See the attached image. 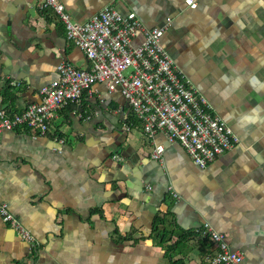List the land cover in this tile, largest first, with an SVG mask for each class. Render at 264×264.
Masks as SVG:
<instances>
[{
	"label": "crops",
	"instance_id": "crops-1",
	"mask_svg": "<svg viewBox=\"0 0 264 264\" xmlns=\"http://www.w3.org/2000/svg\"><path fill=\"white\" fill-rule=\"evenodd\" d=\"M192 1L58 0L78 23L111 6L147 28L167 26L161 46L239 143L200 168L163 134L127 130L129 106L105 84L60 110L49 136L3 131L0 204L36 247L0 217V264H211L209 240L179 239L205 222L241 264H264V0ZM41 3L0 0V109L12 114L40 102L60 63L90 67Z\"/></svg>",
	"mask_w": 264,
	"mask_h": 264
},
{
	"label": "built area",
	"instance_id": "built-area-1",
	"mask_svg": "<svg viewBox=\"0 0 264 264\" xmlns=\"http://www.w3.org/2000/svg\"><path fill=\"white\" fill-rule=\"evenodd\" d=\"M187 3L191 7L196 5L192 0ZM40 9L53 12L67 41L80 48L90 67L81 70L60 63L57 79L39 89L40 102L29 104L17 114L0 109V133L34 131L49 136L60 110L80 104L85 92L91 94L95 85L105 84L108 92H118L129 106L132 118L127 130L139 126L150 141L157 133L163 134L170 145H180L200 168L239 143L161 46L167 26L147 28L135 13L123 16L111 6L103 7L83 23L74 22L58 0H42ZM138 34L143 42L135 47L132 42ZM52 138L56 144L65 143L59 133L53 132ZM163 153L164 147L155 145L151 158L163 165ZM0 217L36 247L29 231L2 204ZM197 233L213 246L208 262L241 264L242 255L233 251L225 235L210 224L205 222Z\"/></svg>",
	"mask_w": 264,
	"mask_h": 264
},
{
	"label": "trees",
	"instance_id": "trees-1",
	"mask_svg": "<svg viewBox=\"0 0 264 264\" xmlns=\"http://www.w3.org/2000/svg\"><path fill=\"white\" fill-rule=\"evenodd\" d=\"M14 100V96L11 95L10 93L9 94H6V92L4 93L3 95V102L6 104V103H9V102H12ZM7 112L8 114H12L11 111L9 110V108L7 107ZM164 221L162 219H157L154 223V227H153V230L154 231H159L160 233H163L164 231L162 230V225H163ZM196 237L199 235V234H187V236H181L179 239H191L193 236ZM183 237V238H182ZM208 239L207 238H203V240L201 241L202 243H205Z\"/></svg>",
	"mask_w": 264,
	"mask_h": 264
}]
</instances>
